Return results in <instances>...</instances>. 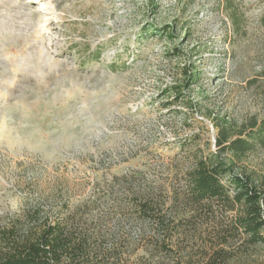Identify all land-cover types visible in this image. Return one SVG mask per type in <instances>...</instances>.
Masks as SVG:
<instances>
[{
    "label": "rangeland",
    "instance_id": "1",
    "mask_svg": "<svg viewBox=\"0 0 264 264\" xmlns=\"http://www.w3.org/2000/svg\"><path fill=\"white\" fill-rule=\"evenodd\" d=\"M221 116H264V0H0V224L94 194L138 259L129 183L166 201Z\"/></svg>",
    "mask_w": 264,
    "mask_h": 264
},
{
    "label": "trees",
    "instance_id": "2",
    "mask_svg": "<svg viewBox=\"0 0 264 264\" xmlns=\"http://www.w3.org/2000/svg\"><path fill=\"white\" fill-rule=\"evenodd\" d=\"M213 126L214 149L207 144L194 155L166 201L156 187L129 183L126 204L146 223L139 241L150 248L138 259L122 250L121 219L111 224L109 213H91L102 205L93 194L74 207L63 198L56 209L25 201L0 224V264H264V174L234 168L264 149V116L239 123L221 116Z\"/></svg>",
    "mask_w": 264,
    "mask_h": 264
}]
</instances>
